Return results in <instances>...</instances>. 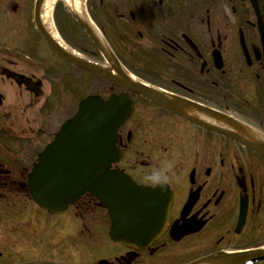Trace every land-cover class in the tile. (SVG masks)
Here are the masks:
<instances>
[{
  "label": "flooded vegetation",
  "instance_id": "flooded-vegetation-1",
  "mask_svg": "<svg viewBox=\"0 0 264 264\" xmlns=\"http://www.w3.org/2000/svg\"><path fill=\"white\" fill-rule=\"evenodd\" d=\"M36 2L0 0V264H264V154L248 144L264 145V0H95L108 55L68 7L95 49L67 45L119 84L62 58ZM91 95L131 105L109 171L169 200L145 247L115 240L90 192L57 213L31 197L34 163Z\"/></svg>",
  "mask_w": 264,
  "mask_h": 264
},
{
  "label": "water",
  "instance_id": "water-1",
  "mask_svg": "<svg viewBox=\"0 0 264 264\" xmlns=\"http://www.w3.org/2000/svg\"><path fill=\"white\" fill-rule=\"evenodd\" d=\"M43 1L36 2V20L51 47L65 60L89 70L98 78L119 84L107 68L67 51L54 39L41 20ZM74 16L108 55L104 41L88 20ZM123 80L120 85L147 95L162 92L158 87L126 75ZM130 113L131 105L120 96L103 101L91 95L82 100L78 111L40 153L28 176V187L32 199L52 213L66 210L84 193L90 192L103 201L108 211L111 236L130 247H145L163 233L169 217V200L160 188L139 186L127 175L109 171L110 164L120 155L116 148L118 130ZM248 144L264 154V145ZM255 255L262 258L264 251Z\"/></svg>",
  "mask_w": 264,
  "mask_h": 264
},
{
  "label": "rangeland",
  "instance_id": "rangeland-1",
  "mask_svg": "<svg viewBox=\"0 0 264 264\" xmlns=\"http://www.w3.org/2000/svg\"><path fill=\"white\" fill-rule=\"evenodd\" d=\"M93 1L95 0H83L84 6L86 5V8H87V3L90 4ZM53 13H54L53 20H54L56 31L59 33V35L61 36V38L64 40L66 44L68 43L74 46H84L88 48L89 51H93L95 49L90 39L86 36L84 30L80 27L79 23L75 20L71 11H69V8L65 2H63L62 0L57 1L54 6ZM45 47L47 46H45L43 41H41V48L45 49ZM39 212H40V216L42 219L52 218L55 216V215H52L46 212L43 209H39ZM61 214L63 215V213Z\"/></svg>",
  "mask_w": 264,
  "mask_h": 264
},
{
  "label": "bare ground",
  "instance_id": "bare-ground-1",
  "mask_svg": "<svg viewBox=\"0 0 264 264\" xmlns=\"http://www.w3.org/2000/svg\"><path fill=\"white\" fill-rule=\"evenodd\" d=\"M57 1L60 0H44L41 8V20L46 27V29L50 32V34L54 37L56 41L62 47H64L67 51L77 54L75 50H73L70 46H68L64 40L61 38L59 33L56 31L54 20H53V9ZM68 7L72 10L74 14H76L78 17H80L83 20H88V22L91 24L92 28L96 30V26L89 17L88 13L85 10L83 0H63ZM133 78V77H131ZM135 79V78H133ZM136 80V79H135Z\"/></svg>",
  "mask_w": 264,
  "mask_h": 264
},
{
  "label": "trees",
  "instance_id": "trees-1",
  "mask_svg": "<svg viewBox=\"0 0 264 264\" xmlns=\"http://www.w3.org/2000/svg\"><path fill=\"white\" fill-rule=\"evenodd\" d=\"M57 17H58V15H57ZM59 19V18H58Z\"/></svg>",
  "mask_w": 264,
  "mask_h": 264
}]
</instances>
